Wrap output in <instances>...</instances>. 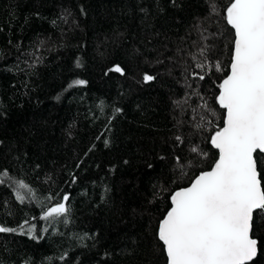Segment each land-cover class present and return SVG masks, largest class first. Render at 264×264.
Here are the masks:
<instances>
[{"label":"trees","instance_id":"trees-1","mask_svg":"<svg viewBox=\"0 0 264 264\" xmlns=\"http://www.w3.org/2000/svg\"><path fill=\"white\" fill-rule=\"evenodd\" d=\"M211 2L0 0V170L39 201L0 183V225L18 229L0 233V264H167L170 197L218 157L234 35L230 0ZM65 195L68 222L41 220ZM254 234L264 264V216Z\"/></svg>","mask_w":264,"mask_h":264},{"label":"snow or ice","instance_id":"snow-or-ice-1","mask_svg":"<svg viewBox=\"0 0 264 264\" xmlns=\"http://www.w3.org/2000/svg\"><path fill=\"white\" fill-rule=\"evenodd\" d=\"M209 7L215 8L211 0ZM224 18L234 38L230 71L219 83L216 97L224 110L223 123L209 138L218 157L210 170L200 172L190 186L170 197V208L157 232L167 264H257L261 256L254 229L257 216H264V0H230ZM196 67L205 70L203 63ZM215 67L220 69L219 64ZM110 71L123 75L118 65ZM204 78L199 75L200 80ZM153 79L144 75L145 82ZM85 84L73 82V86ZM9 181L17 201L39 202L22 178L0 170V183ZM62 199L40 219L49 225L61 218L67 223L69 197ZM17 231L0 225V233ZM36 233V226L27 220L19 226L21 235L36 239Z\"/></svg>","mask_w":264,"mask_h":264},{"label":"water","instance_id":"water-1","mask_svg":"<svg viewBox=\"0 0 264 264\" xmlns=\"http://www.w3.org/2000/svg\"><path fill=\"white\" fill-rule=\"evenodd\" d=\"M210 170V169H209ZM190 186V185H189ZM255 215V214H254Z\"/></svg>","mask_w":264,"mask_h":264}]
</instances>
